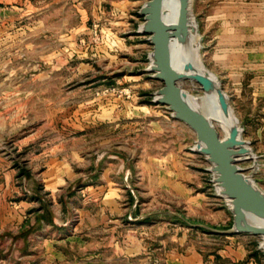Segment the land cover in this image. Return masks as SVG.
<instances>
[{
    "label": "rangeland",
    "instance_id": "obj_1",
    "mask_svg": "<svg viewBox=\"0 0 264 264\" xmlns=\"http://www.w3.org/2000/svg\"><path fill=\"white\" fill-rule=\"evenodd\" d=\"M146 1L0 0V264H264L258 235L230 232L195 132L154 99ZM191 2L251 152L237 166L264 192L262 74L215 56L223 15Z\"/></svg>",
    "mask_w": 264,
    "mask_h": 264
},
{
    "label": "water",
    "instance_id": "obj_2",
    "mask_svg": "<svg viewBox=\"0 0 264 264\" xmlns=\"http://www.w3.org/2000/svg\"><path fill=\"white\" fill-rule=\"evenodd\" d=\"M177 1L178 23L175 25H169L162 20L163 0H147L139 10L145 21L141 25V31L149 34L148 38L152 43L149 69L155 72L154 76L162 82L154 99L168 106L176 120L186 123L195 132L196 147L203 146L199 153L204 154L211 163L210 170L214 175V182L221 188V195L230 199L233 212V226L230 232L264 236V223L249 221L250 215L264 221V192L237 166L239 158H247L245 155L248 148L246 142L239 137L240 128L222 87L208 72L201 71L191 75L203 90L216 94L222 113L232 120L228 135L224 138L219 137L208 117L189 103L187 92L178 85L185 76L175 67L170 42L176 38L181 46L185 45L195 27L190 22L191 0Z\"/></svg>",
    "mask_w": 264,
    "mask_h": 264
},
{
    "label": "crops",
    "instance_id": "obj_3",
    "mask_svg": "<svg viewBox=\"0 0 264 264\" xmlns=\"http://www.w3.org/2000/svg\"><path fill=\"white\" fill-rule=\"evenodd\" d=\"M206 1L210 2V0ZM214 1L216 2L211 5V8L217 15H223L220 20L221 38L218 41V46L226 47L225 49L220 48L221 54L216 53L215 56L218 55L224 60L226 57L227 60L232 58L231 62H237L234 66L237 71H248L245 70L244 65L247 66V69L258 70L262 74L261 83L264 84V0ZM225 14L228 15L227 18L224 16ZM207 19L208 24H211L214 17L207 16ZM234 46L235 56L233 53L232 55L226 53L227 47ZM243 63L246 64L242 65ZM188 261V264H199L195 256H192Z\"/></svg>",
    "mask_w": 264,
    "mask_h": 264
},
{
    "label": "bare ground",
    "instance_id": "obj_4",
    "mask_svg": "<svg viewBox=\"0 0 264 264\" xmlns=\"http://www.w3.org/2000/svg\"><path fill=\"white\" fill-rule=\"evenodd\" d=\"M178 9H179V2L177 0H163V6L161 12L162 20H164L169 25L177 24ZM190 22L191 25L195 27V31L189 34L187 43L181 46L178 40L176 38H173L170 42V48H171V53L173 54L174 57V63L177 70L181 71L182 74H184L185 76L184 79L194 81L191 78V75L196 72L203 71V72H208L209 74L211 73L203 68L201 64V59L197 54L198 53L197 51L199 49V42H198V36L196 35V23L195 20L192 18V16H190ZM201 89L203 90V88ZM203 91L204 92L199 96H194L187 93V100L192 106H194L200 112H203L208 117L209 121L213 124L214 127H218V128L221 127L224 130L225 135L227 136L228 129L230 124L232 123L231 122L232 120L224 116V114L222 113L220 105H218L217 103L216 94L214 92H206L205 90ZM220 138H224V137H220ZM202 147L203 146L201 145V148H197L195 145L194 149L199 152L202 149ZM250 155L251 152L248 148V152L246 153L245 156L250 157ZM215 189L218 192V194L221 195V188L216 182H215ZM227 199L231 206L230 199L229 198ZM249 221H252L253 223H264L263 220L259 218H255L251 215ZM258 236L262 240L261 247L264 250V236L262 235H258Z\"/></svg>",
    "mask_w": 264,
    "mask_h": 264
}]
</instances>
